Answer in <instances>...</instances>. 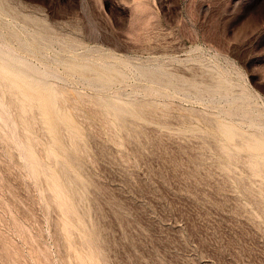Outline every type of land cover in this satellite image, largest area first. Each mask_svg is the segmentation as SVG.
<instances>
[{
  "label": "rangeland",
  "instance_id": "1",
  "mask_svg": "<svg viewBox=\"0 0 264 264\" xmlns=\"http://www.w3.org/2000/svg\"><path fill=\"white\" fill-rule=\"evenodd\" d=\"M0 264H264V0H0Z\"/></svg>",
  "mask_w": 264,
  "mask_h": 264
},
{
  "label": "bare ground",
  "instance_id": "2",
  "mask_svg": "<svg viewBox=\"0 0 264 264\" xmlns=\"http://www.w3.org/2000/svg\"><path fill=\"white\" fill-rule=\"evenodd\" d=\"M103 72V71H102ZM113 74V73H112ZM6 80V79H5ZM229 110V109H228ZM231 110V109H230ZM229 112H231V111H229Z\"/></svg>",
  "mask_w": 264,
  "mask_h": 264
}]
</instances>
